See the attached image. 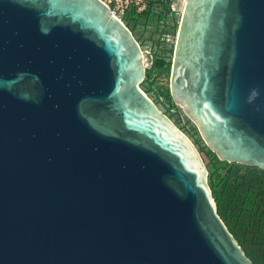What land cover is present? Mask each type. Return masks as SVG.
Masks as SVG:
<instances>
[{"label":"water","instance_id":"1","mask_svg":"<svg viewBox=\"0 0 264 264\" xmlns=\"http://www.w3.org/2000/svg\"><path fill=\"white\" fill-rule=\"evenodd\" d=\"M145 78L101 0H0V264H254ZM170 91L264 170V0H185Z\"/></svg>","mask_w":264,"mask_h":264},{"label":"rangeland","instance_id":"2","mask_svg":"<svg viewBox=\"0 0 264 264\" xmlns=\"http://www.w3.org/2000/svg\"><path fill=\"white\" fill-rule=\"evenodd\" d=\"M152 1V4H148V13H129L122 17L145 55L146 78L140 88L195 144L207 169V183L212 189L221 218L253 263L264 264V237L258 239L256 245H251L243 237V231L238 225L240 204L243 203L246 190L240 187L242 180L234 173L249 166L221 161L207 146L194 121L171 95L173 53L183 0L178 3L174 0ZM168 6L175 9L172 14H168ZM257 207L253 206V211Z\"/></svg>","mask_w":264,"mask_h":264},{"label":"flooded vegetation","instance_id":"3","mask_svg":"<svg viewBox=\"0 0 264 264\" xmlns=\"http://www.w3.org/2000/svg\"><path fill=\"white\" fill-rule=\"evenodd\" d=\"M234 175L242 180L240 187L246 190L243 203L240 204L238 225L243 231V237L251 245H256L257 240L264 237V170L249 166L242 168L240 172L238 170ZM255 205L258 207L253 211ZM227 227L230 229L228 225Z\"/></svg>","mask_w":264,"mask_h":264},{"label":"built area","instance_id":"4","mask_svg":"<svg viewBox=\"0 0 264 264\" xmlns=\"http://www.w3.org/2000/svg\"><path fill=\"white\" fill-rule=\"evenodd\" d=\"M101 1L105 3L110 8L112 14L115 17L119 18L120 20H122L123 16L129 13H137V14L144 13L147 10L149 4L148 0H101ZM174 6L175 4L173 5V7Z\"/></svg>","mask_w":264,"mask_h":264},{"label":"trees","instance_id":"5","mask_svg":"<svg viewBox=\"0 0 264 264\" xmlns=\"http://www.w3.org/2000/svg\"><path fill=\"white\" fill-rule=\"evenodd\" d=\"M152 3H153V1L152 0H149V4H152ZM148 10H146L145 13H148L149 12ZM173 12H174V10L171 8V6H168V14L169 13L172 14ZM145 13H143V14H145Z\"/></svg>","mask_w":264,"mask_h":264},{"label":"bare ground","instance_id":"6","mask_svg":"<svg viewBox=\"0 0 264 264\" xmlns=\"http://www.w3.org/2000/svg\"><path fill=\"white\" fill-rule=\"evenodd\" d=\"M184 5H185V0H183V4H182V12H183V9H184ZM144 54V52H143ZM144 63H145V55H144ZM139 88H140V84H139ZM141 89V88H140ZM143 91V90H142ZM144 92V91H143ZM145 93V92H144ZM146 94V93H145ZM147 95V94H146ZM148 96V95H147Z\"/></svg>","mask_w":264,"mask_h":264}]
</instances>
